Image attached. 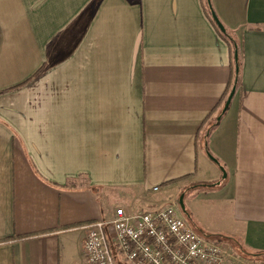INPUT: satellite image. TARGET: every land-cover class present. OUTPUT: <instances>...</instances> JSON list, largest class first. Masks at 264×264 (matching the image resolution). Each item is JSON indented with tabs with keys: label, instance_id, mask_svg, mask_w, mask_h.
I'll return each instance as SVG.
<instances>
[{
	"label": "crops",
	"instance_id": "crops-1",
	"mask_svg": "<svg viewBox=\"0 0 264 264\" xmlns=\"http://www.w3.org/2000/svg\"><path fill=\"white\" fill-rule=\"evenodd\" d=\"M205 1L0 0V264H88L85 225L173 203L264 264V0H210L225 113Z\"/></svg>",
	"mask_w": 264,
	"mask_h": 264
},
{
	"label": "built area",
	"instance_id": "built-area-1",
	"mask_svg": "<svg viewBox=\"0 0 264 264\" xmlns=\"http://www.w3.org/2000/svg\"><path fill=\"white\" fill-rule=\"evenodd\" d=\"M173 203L157 211L127 214L85 225L83 251L88 264H235L224 244L196 233Z\"/></svg>",
	"mask_w": 264,
	"mask_h": 264
},
{
	"label": "trees",
	"instance_id": "trees-1",
	"mask_svg": "<svg viewBox=\"0 0 264 264\" xmlns=\"http://www.w3.org/2000/svg\"><path fill=\"white\" fill-rule=\"evenodd\" d=\"M205 6L208 12V15L210 17H212V8L210 7V4L207 1H205ZM213 23L215 24V26L217 27L216 23L214 20H212ZM220 35L227 41V43L230 45L231 48V52H232V59H233V79H232V83H231V89L236 86V91L238 90V88L240 87V82H241V64H242V49H241V45L238 42V40L233 36L232 33H230L227 29L226 32H221L220 29L217 27ZM236 51L238 52V60L236 61ZM237 67L239 68V71L237 73L236 69ZM216 124H214L215 126ZM212 238H216L217 242L220 243H228L229 240H232L230 237H226V236H211ZM211 239V238H209ZM232 244V248L234 249L235 253L241 257H249L252 256L251 253H249L244 247L243 245L234 240ZM230 244V245H231Z\"/></svg>",
	"mask_w": 264,
	"mask_h": 264
},
{
	"label": "water",
	"instance_id": "water-1",
	"mask_svg": "<svg viewBox=\"0 0 264 264\" xmlns=\"http://www.w3.org/2000/svg\"><path fill=\"white\" fill-rule=\"evenodd\" d=\"M208 2H209L210 7H211V2H210V0H208ZM211 8H212V7H211ZM212 18H213V20L215 21V23L217 24V26H218V28L220 29V31L223 32V33L226 32L225 27H224L223 24L220 22V20L218 19L217 15L215 14V12H214L213 10H212ZM235 55H236V61H237V60H238V52H237V51H236V54H235ZM236 71H237V73H238V71H239V68H238V67H237ZM235 94H236V86L233 87V89H232V91H231V93H230V95H229V97H228V99H227V102H226V104H225V107H224L223 113H225V112L228 110V108H229V106H230V104H231V102H232V100H233ZM219 119H220V118H219ZM209 157H210V159H211L212 161H214V162L217 163V161H216L215 158H213V157L210 156V155H209ZM221 170H222L223 173H224V177H226V173H225L224 169L221 168ZM180 206H181L182 210H185L184 203H183V198H180Z\"/></svg>",
	"mask_w": 264,
	"mask_h": 264
},
{
	"label": "rangeland",
	"instance_id": "rangeland-1",
	"mask_svg": "<svg viewBox=\"0 0 264 264\" xmlns=\"http://www.w3.org/2000/svg\"><path fill=\"white\" fill-rule=\"evenodd\" d=\"M151 211H153V210H155V209H150ZM149 210V211H150ZM157 210V209H156ZM223 244V243H222ZM224 246L225 247H227V245L224 243ZM245 259V258H244ZM249 259L247 258V259H245L244 261H248ZM117 262H118V264H128V263H126L124 260H122L119 256L117 257Z\"/></svg>",
	"mask_w": 264,
	"mask_h": 264
}]
</instances>
